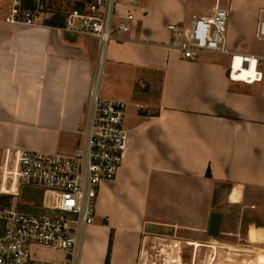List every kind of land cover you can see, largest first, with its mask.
I'll list each match as a JSON object with an SVG mask.
<instances>
[{
  "label": "crops",
  "instance_id": "obj_1",
  "mask_svg": "<svg viewBox=\"0 0 264 264\" xmlns=\"http://www.w3.org/2000/svg\"><path fill=\"white\" fill-rule=\"evenodd\" d=\"M190 1L199 0L120 6V16L134 12L132 30L101 53L99 38L78 29L7 21L0 0V179L18 173L16 150L69 155L82 146L93 90L127 104L121 169L102 183L74 257L50 261L106 264L110 253L109 264H140L148 234L160 227L205 224L207 233L225 185L233 204L253 209L249 241L264 233V95L254 83L229 78L237 46L257 38L264 0H214L203 16L226 5L227 52L183 58L169 46L168 25L188 21ZM246 55L264 58V49ZM226 234L233 242L236 234Z\"/></svg>",
  "mask_w": 264,
  "mask_h": 264
},
{
  "label": "built area",
  "instance_id": "obj_2",
  "mask_svg": "<svg viewBox=\"0 0 264 264\" xmlns=\"http://www.w3.org/2000/svg\"><path fill=\"white\" fill-rule=\"evenodd\" d=\"M141 2L87 0L82 11L75 9L66 16L65 28L97 36L102 53L108 42L124 41L125 34L132 30L134 12L120 16L118 8L122 5L138 8ZM227 17L228 10L216 5L211 16H194L187 27L169 24V46L178 49L183 58H194L202 52L226 53ZM7 21L37 23L30 11L21 12L18 7L13 8ZM256 37L264 41V8L259 12ZM234 58L233 54L232 62ZM262 66L264 58H257L253 83H262L264 95V72L259 69ZM233 71L232 63L229 78L237 81L232 76ZM91 104L85 140L73 153L15 151L18 173L3 174L0 183V264H61L36 259L32 253L34 246L54 248L70 259L74 257L78 230L94 221L101 185L116 179L128 139L124 125L125 102L101 98L93 90ZM26 189L47 195L42 199L41 208L49 213L42 215L17 207L16 199L23 196ZM31 201L27 205L40 210L39 205H32Z\"/></svg>",
  "mask_w": 264,
  "mask_h": 264
},
{
  "label": "rangeland",
  "instance_id": "obj_3",
  "mask_svg": "<svg viewBox=\"0 0 264 264\" xmlns=\"http://www.w3.org/2000/svg\"><path fill=\"white\" fill-rule=\"evenodd\" d=\"M86 1L87 0H35V9L23 10V8L21 9V0H2L1 10L4 15L9 14L11 16L13 8L18 7L21 12L30 11L33 18L37 19L38 22L44 23L54 12H60L62 15L67 16L75 10L73 7L80 6L83 3L85 6ZM142 1L141 5L148 2V0ZM17 2L19 5L16 4ZM213 3L214 0H199L195 3L190 1L188 21L183 26H188V23L193 18V14L196 15V17H202L205 12L211 10L214 5ZM221 7L226 8V5L223 3ZM228 17L226 20V27L228 25ZM262 42L263 41H259L257 38L250 42H242L237 46V54L261 53L264 49ZM259 69L264 72V67ZM254 87L261 90L262 83H254ZM234 189L238 191L237 188ZM229 192L230 186L225 185L222 189V194L218 196V199L215 202L217 208H219V212L223 214V225L218 237L209 236L204 230L206 228L205 224L198 226L196 229L160 227L159 230L156 229L154 232L148 234L149 237L146 239L142 249V261H146L145 264H207L208 259L211 257V259H213V262L210 260L211 264H241L240 261L242 256H247L248 254L244 252L245 249H254L256 254H252L251 257L253 258L254 256H257V253L260 254L261 252H264V233H261V236H259L254 242L249 241L248 238L249 223L256 219V217L252 215L253 209L245 207L246 205H243L242 202L233 204L231 199H228ZM261 196L264 200V194ZM44 198H47V195L44 192L34 189H26L24 195L17 197L16 200L20 206H25L32 200V205H39L40 210L37 209V207H35V209L30 206L23 207V209L44 215L49 213V211H45L41 208V206H43L42 199ZM238 199L240 200V198ZM251 205L255 206L256 203ZM258 206V211H262V209H264V202L258 204ZM231 232L236 234L233 237L234 241L227 242L228 236L226 233ZM193 240L200 241L198 242L200 245L189 244V242ZM213 246L215 248H213ZM230 246L234 248H231ZM32 253L36 259L42 261H50L64 257L63 252L44 246H34L32 248ZM228 254L233 258L227 259ZM255 259H257V257ZM255 259L252 260L251 264H258V261Z\"/></svg>",
  "mask_w": 264,
  "mask_h": 264
},
{
  "label": "bare ground",
  "instance_id": "obj_4",
  "mask_svg": "<svg viewBox=\"0 0 264 264\" xmlns=\"http://www.w3.org/2000/svg\"><path fill=\"white\" fill-rule=\"evenodd\" d=\"M233 73H232V76L235 78V80L237 81H242V82H247V83H253L255 80V76H256V72H257V69H256V64H257V58L255 56H250V55H246V54H235V58L233 60ZM163 239V238H162ZM165 239V238H164ZM160 240V239H159ZM162 241V240H160ZM173 241V240H172ZM168 243V242H167ZM171 243V242H169ZM173 243V242H172ZM189 244H192V245H200L198 242H189ZM175 246V245H174ZM178 246V245H177ZM231 247V246H230ZM229 247V248H230ZM213 248H215L213 246ZM226 248V247H225ZM228 248V249H229ZM231 248H234V247H231ZM236 250V249H234ZM251 250V249H250ZM250 250H244V252H246L247 256L246 255H243L242 256V259L240 261L241 264H251L252 263V260H254L256 257L258 261V264H259V261H260V255L257 254V256H252V251ZM176 251V250H175ZM174 251V252H175ZM239 251V250H238ZM146 252V251H145ZM234 252V251H233ZM255 252V251H254ZM229 253V252H228ZM238 253V252H237ZM146 254V253H145ZM218 254V253H217ZM224 254V253H223ZM254 254V253H253ZM261 254V253H260ZM143 255V254H142ZM216 255V254H215ZM214 255V256H215ZM217 256V255H216ZM236 256V255H235ZM216 258V257H215ZM233 257L228 254L227 256V259H232ZM143 260V259H142ZM210 260L213 262V259H211V257L208 259V262L207 264H211ZM146 261H142V264H145ZM169 262V261H168ZM235 262V261H234ZM147 264V263H146ZM213 264V263H212Z\"/></svg>",
  "mask_w": 264,
  "mask_h": 264
},
{
  "label": "trees",
  "instance_id": "obj_5",
  "mask_svg": "<svg viewBox=\"0 0 264 264\" xmlns=\"http://www.w3.org/2000/svg\"><path fill=\"white\" fill-rule=\"evenodd\" d=\"M21 3H22L21 9L23 8V10L35 9V7H36L35 0H21ZM83 6H84V3L81 4L80 6H76L73 8L74 9L78 8V9H80V11H82ZM44 24L48 25V26L65 27L66 16L62 15L60 12H54L52 14V16L44 22ZM207 175H208V177H210V173ZM112 235H113V232L111 233L110 247H111V242H112ZM109 255H110V253L108 254L106 264H109Z\"/></svg>",
  "mask_w": 264,
  "mask_h": 264
},
{
  "label": "water",
  "instance_id": "obj_6",
  "mask_svg": "<svg viewBox=\"0 0 264 264\" xmlns=\"http://www.w3.org/2000/svg\"><path fill=\"white\" fill-rule=\"evenodd\" d=\"M222 223V213L219 211H212L209 217L207 234L211 237H218L220 235Z\"/></svg>",
  "mask_w": 264,
  "mask_h": 264
}]
</instances>
